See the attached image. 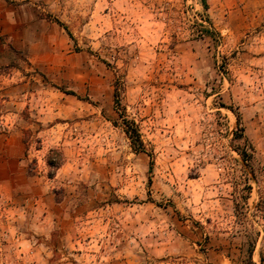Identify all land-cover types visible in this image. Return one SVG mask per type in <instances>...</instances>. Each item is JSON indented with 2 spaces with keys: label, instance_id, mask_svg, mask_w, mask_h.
I'll list each match as a JSON object with an SVG mask.
<instances>
[{
  "label": "rangeland",
  "instance_id": "obj_1",
  "mask_svg": "<svg viewBox=\"0 0 264 264\" xmlns=\"http://www.w3.org/2000/svg\"><path fill=\"white\" fill-rule=\"evenodd\" d=\"M205 2L0 0V264H264V0Z\"/></svg>",
  "mask_w": 264,
  "mask_h": 264
},
{
  "label": "trees",
  "instance_id": "obj_2",
  "mask_svg": "<svg viewBox=\"0 0 264 264\" xmlns=\"http://www.w3.org/2000/svg\"><path fill=\"white\" fill-rule=\"evenodd\" d=\"M201 5L202 6H205L206 5V2L205 0H199ZM71 92V91H69ZM113 100L114 102H117V88L114 87L113 89ZM236 120H238V117L236 116ZM124 132L127 134V136L129 137L130 139V142L133 144V145H136L138 147H142V141H141V138L139 136V133L137 131V128L135 125L133 126H129L128 123H124Z\"/></svg>",
  "mask_w": 264,
  "mask_h": 264
}]
</instances>
